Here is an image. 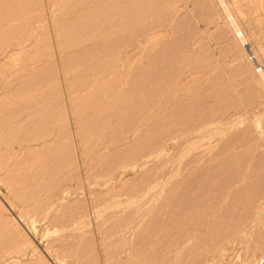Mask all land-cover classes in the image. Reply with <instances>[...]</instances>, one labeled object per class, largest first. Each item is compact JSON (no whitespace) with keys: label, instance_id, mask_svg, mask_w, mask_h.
<instances>
[{"label":"rangeland","instance_id":"rangeland-1","mask_svg":"<svg viewBox=\"0 0 264 264\" xmlns=\"http://www.w3.org/2000/svg\"><path fill=\"white\" fill-rule=\"evenodd\" d=\"M55 2L0 0V264H253L264 0Z\"/></svg>","mask_w":264,"mask_h":264},{"label":"bare ground","instance_id":"bare-ground-1","mask_svg":"<svg viewBox=\"0 0 264 264\" xmlns=\"http://www.w3.org/2000/svg\"><path fill=\"white\" fill-rule=\"evenodd\" d=\"M13 1V0H12ZM37 1V0H36ZM85 1V0H84ZM22 2V1H21ZM50 2H51V4H50V6H52V7H54V5L55 4H57L56 2H55V0H53V1H51L50 0ZM135 2V1H134ZM34 3H36V2H34ZM163 3V2H162ZM65 4V3H64ZM68 4V3H67ZM80 4V3H79ZM114 4V3H113ZM126 4V3H125ZM129 4V3H128ZM14 5V4H13ZM127 5V4H126ZM21 6V5H20ZM80 6V5H79ZM78 6V7H79ZM137 6V5H136ZM163 6V5H162ZM55 7H56V5H55ZM64 7V6H63ZM70 7V6H69ZM76 7V6H75ZM74 7V8H75ZM59 8V7H58ZM67 8V7H66ZM118 8V7H117ZM18 9V8H17ZM61 9H62V7H61ZM146 9V8H145ZM155 9V8H154ZM9 10H10V8H9ZM28 10V9H27ZM30 10V9H29ZM112 10V9H111ZM120 10V9H119ZM42 11V10H41ZM102 11V10H101ZM61 12V11H60ZM80 12V11H79ZM115 12V11H114ZM137 12V11H136ZM41 13V12H40ZM43 13V12H42ZM54 13V12H53ZM100 13V12H99ZM56 14V13H55ZM87 14H89V13H87ZM145 14V13H144ZM14 15V14H13ZM15 16V15H14ZM23 17V16H22ZM60 17V16H59ZM67 17V16H66ZM81 17V16H80ZM95 17V16H94ZM123 18V17H122ZM125 18V17H124ZM13 19V18H12ZM21 19V18H20ZM32 19V18H31ZM68 19V18H67ZM82 19V18H81ZM80 19V20H81ZM84 19V18H83ZM90 19V18H89ZM85 20V19H84ZM103 20V19H102ZM132 20V19H131ZM156 20V19H155ZM34 21V20H33ZM65 21H67V20H65ZM71 21V20H70ZM77 21V20H76ZM83 21V20H82ZM14 22H15V20H14ZM53 22V21H52ZM64 22V21H63ZM87 22V21H86ZM67 23V22H66ZM69 23V22H68ZM88 23V22H87ZM230 24H232V26L235 28L236 26H235V22H234V20L233 19H230V22H229ZM22 24V23H21ZM57 25V24H56ZM77 25V24H76ZM78 25H81V24H78ZM86 25V24H85ZM33 25H31V27H32ZM54 26V25H53ZM70 27H71V25H69ZM68 26V27H69ZM75 26V25H74ZM136 26V25H135ZM155 26V25H154ZM19 27V26H18ZM61 27H63V26H61ZM67 27V28H68ZM69 27V28H70ZM137 27V26H136ZM56 28V27H55ZM58 28V27H57ZM46 29V28H45ZM48 29V28H47ZM61 29V28H60ZM78 29V28H77ZM94 29V28H93ZM72 30H74V29H72ZM117 30V29H116ZM115 30V31H116ZM61 31V30H60ZM59 31V32H60ZM70 32H71V30H69ZM79 31V30H78ZM96 31V30H95ZM122 31V30H121ZM136 31H138V30H136ZM152 31V30H151ZM64 32V31H63ZM110 32V31H109ZM153 32V31H152ZM8 33V32H7ZM15 33V32H14ZM27 33V32H26ZM151 33V32H150ZM3 34V33H2ZM48 34V33H47ZM89 34V33H88ZM136 34V33H135ZM13 35V34H12ZM63 35V34H62ZM81 35V34H80ZM66 36H67V34H66ZM73 36V35H72ZM86 36V35H85ZM99 36V35H98ZM243 36V35H242ZM83 37V36H82ZM81 37V38H82ZM93 37V36H92ZM241 37V36H240ZM90 38V37H89ZM146 38H147V36H146ZM29 39V38H28ZM56 39H58V38H56ZM99 39V38H98ZM106 39V38H105ZM104 39V40H105ZM12 40V39H11ZM17 40V39H16ZM25 40V39H24ZM48 40V39H47ZM61 40V39H60ZM116 40V39H115ZM135 40H136V38H135ZM15 41V40H14ZM59 41V40H58ZM101 41V40H100ZM107 41V40H106ZM239 41H240V38H239ZM22 42V41H21ZM7 43V42H6ZM58 43H60V42H58ZM102 43V42H101ZM244 47H245V51H243L244 53H245V56L247 57V59H249L250 58V60H252L253 62H256L257 63V61H259L258 60V58H257V56H256V54H255V51L253 52V48L251 47V45L247 42V40H245V38H241V42H240ZM20 44V43H19ZM2 45V44H1ZM9 45V44H8ZM48 45V44H47ZM94 45V44H93ZM108 45V44H107ZM112 45V44H111ZM120 45V44H119ZM183 45V44H182ZM19 46V45H18ZM60 46V45H59ZM65 46V45H64ZM63 46V47H64ZM73 46V45H72ZM113 46V45H112ZM71 47V46H70ZM118 47V46H117ZM122 47V46H121ZM180 47V46H179ZM61 48V47H60ZM114 49V48H113ZM57 50V49H56ZM90 50V49H89ZM92 50H94V49H92ZM128 50V49H127ZM173 50V49H172ZM179 50V49H178ZM183 50V49H182ZM263 50V49H262ZM55 51V50H54ZM74 51V50H73ZM98 51V50H97ZM115 51V50H114ZM186 51V50H185ZM76 52V51H75ZM90 52V51H89ZM93 52V51H92ZM109 52V51H108ZM46 53V52H45ZM80 53V52H79ZM112 53V52H111ZM140 53V52H139ZM163 53V52H162ZM257 53V52H256ZM44 54V53H43ZM69 55V54H68ZM75 55V54H74ZM182 55V54H181ZM77 56V55H76ZM112 56V55H111ZM110 56V57H111ZM87 57V56H86ZM154 57V56H153ZM168 57V56H167ZM74 58V57H73ZM94 58V57H93ZM100 58V57H99ZM105 58V57H104ZM140 58V57H139ZM164 58V57H163ZM180 58V57H179ZM121 59V58H120ZM67 60V59H66ZM75 60V59H74ZM81 60V59H80ZM115 60V59H114ZM169 60V59H168ZM154 62V61H153ZM93 63V62H92ZM180 63V62H179ZM259 63V62H258ZM75 64V63H74ZM171 64V63H170ZM85 65V64H84ZM91 65V64H90ZM199 66V65H198ZM63 67V66H62ZM85 67V66H84ZM95 68V67H94ZM69 69V68H68ZM87 69V68H86ZM159 69V68H158ZM92 70V69H91ZM98 70V69H97ZM64 71V70H63ZM146 71V70H145ZM259 71H261V69H259L258 70V72ZM173 72V71H172ZM140 73V72H139ZM147 73V72H146ZM260 73V72H259ZM101 74V73H100ZM105 74V73H104ZM179 74V73H178ZM70 76V75H69ZM136 76H137V74H136ZM143 76V75H142ZM166 76V75H165ZM261 76V81H262V83H264V75L262 74V75H260ZM83 77V76H82ZM102 77V76H101ZM103 78V77H102ZM167 78V77H166ZM116 79H118V77L116 78ZM99 80V79H98ZM148 80V79H147ZM162 80V79H161ZM205 80V79H204ZM259 81V80H258ZM120 82V81H119ZM137 82V81H136ZM179 82V81H178ZM189 82V81H188ZM223 82V81H222ZM5 83V82H4ZM102 83V82H101ZM143 83V82H142ZM259 83L261 84V82L259 81ZM106 84V83H105ZM128 84H130V83H128ZM158 84V83H157ZM110 85V84H109ZM144 85V84H143ZM154 85V84H153ZM90 86V85H89ZM97 86V85H96ZM100 86V85H99ZM149 86V85H148ZM163 86V85H162ZM222 86V85H221ZM100 87H103V86H100ZM104 87H106L107 88V86H104ZM109 87V86H108ZM152 87V86H151ZM6 88V87H5ZM110 88V87H109ZM111 88H112V86H111ZM111 88L109 89V90H111ZM128 88V87H127ZM146 88V87H145ZM101 89V88H100ZM114 89V87L112 88V90ZM120 89V88H119ZM136 89V88H135ZM138 89V88H137ZM256 89V88H255ZM102 90V89H101ZM104 90V89H103ZM111 90V91H112ZM115 90V89H114ZM147 90H149V89H147ZM151 90V89H150ZM105 91V93H103L102 92V96H103V94L105 95L107 92H106V90H104ZM110 91V92H111ZM122 91V90H121ZM109 91H108V93L107 94H109L110 93ZM140 92V91H139ZM253 92V91H252ZM257 92V91H256ZM152 93V92H151ZM100 94V93H99ZM106 94V96L105 97H107L108 95ZM111 94V93H110ZM112 94H113V92H112ZM111 94V96L113 97V95ZM132 94V93H131ZM143 94V93H142ZM163 94V93H162ZM90 95V94H89ZM146 95V94H145ZM144 95V96H145ZM149 95H151V94H149ZM99 96H101V95H99ZM110 96V95H109ZM110 96V97H111ZM115 96V95H114ZM117 96V95H116ZM155 96H156V94H155ZM158 96V95H157ZM205 97V96H204ZM101 98V97H100ZM103 98V97H102ZM109 98V97H108ZM122 98V97H121ZM85 99V98H84ZM98 99V98H97ZM110 99V98H109ZM192 99V98H191ZM89 100V99H88ZM101 100L102 99H100L99 101L101 102ZM136 100V99H135ZM104 102H105V100H103ZM144 101H146V99L144 100ZM104 102H103V104H104ZM126 102V101H125ZM164 102V101H163ZM192 102V101H191ZM102 103V102H101ZM135 103V102H134ZM251 103V102H250ZM92 104V103H91ZM109 104V103H108ZM177 104V103H176ZM98 105L96 104V107H97ZM189 106H191V105H189ZM195 106V105H194ZM102 107V106H101ZM129 108V107H128ZM183 108V107H182ZM120 109H121V107H120ZM119 109V110H120ZM124 109V108H123ZM132 109V108H131ZM193 109V108H192ZM104 110V109H103ZM109 110V109H108ZM194 110V109H193ZM144 111H146V110H144ZM80 112V111H79ZM134 112V111H133ZM104 113V112H103ZM110 113V112H109ZM95 114V113H94ZM133 114V113H132ZM163 114V113H162ZM110 115V114H109ZM109 115H107V116H109ZM145 115V114H144ZM157 115V114H156ZM186 115V114H185ZM140 116V115H139ZM88 117V116H87ZM109 118H110V116H109ZM168 118V117H167ZM78 119V118H77ZM83 119V118H82ZM87 119V118H86ZM146 119V118H145ZM169 120V119H168ZM202 120V119H201ZM204 120V119H203ZM1 122V121H0ZM74 122V121H73ZM95 122V121H94ZM109 123V122H108ZM202 123V122H201ZM6 124V123H5ZM87 124V123H86ZM114 124V123H113ZM122 124V123H121ZM170 124V123H169ZM3 125V124H2ZM91 125V124H90ZM130 125V124H129ZM133 125H135L134 123H133ZM77 126V125H76ZM112 126V125H111ZM116 126H118V125H116ZM132 126V125H131ZM154 126V125H153ZM192 126V125H191ZM197 126V125H196ZM115 127V126H114ZM113 127V128H114ZM109 128V127H108ZM112 128V129H113ZM137 128V127H136ZM1 129V128H0ZM88 129H89V127H88ZM132 129V128H131ZM150 129V128H149ZM106 131V129H103V131ZM111 130V129H110ZM119 130V129H118ZM48 131V130H47ZM94 131H96V130H94ZM94 131H92V132H94ZM128 131V130H127ZM110 132H113V131H110ZM122 132V131H121ZM125 132V131H124ZM44 133V132H43ZM85 133V132H84ZM102 133V132H101ZM25 134V133H24ZM80 134V133H79ZM94 134V133H93ZM56 135V134H55ZM82 135V134H81ZM80 135V136H81ZM92 135V134H91ZM97 135V134H96ZM115 135V134H114ZM126 135V134H125ZM167 135H168V133H167ZM90 136V135H89ZM107 136V135H106ZM123 136V135H122ZM94 137H96V136H94ZM82 138V137H81ZM159 138V137H158ZM87 139V138H86ZM155 139V138H154ZM115 140V139H114ZM119 140V139H118ZM121 140V139H120ZM119 140V141H120ZM32 141V140H31ZM84 141V140H83ZM29 142H30V140H29ZM88 142V141H87ZM93 142V141H92ZM109 142V141H108ZM84 143V142H83ZM22 144V143H21ZM93 145V144H92ZM96 145V144H95ZM113 145V144H112ZM1 146V145H0ZM76 147V146H75ZM98 147V146H97ZM8 148V147H7ZM130 148V147H129ZM86 149V148H85ZM138 149V148H137ZM231 149V148H230ZM87 150V149H86ZM96 150V149H95ZM154 151V150H153ZM119 152V151H118ZM202 152V151H201ZM113 153V152H112ZM154 153V152H153ZM9 154V153H8ZM194 154V153H193ZM98 155V154H97ZM135 155V154H134ZM136 156H137V154H136ZM141 156V155H140ZM110 157V156H109ZM111 158V157H110ZM128 158V157H127ZM146 158V157H145ZM209 158V157H208ZM4 159V158H3ZM134 159V158H133ZM144 159V158H143ZM222 160V159H221ZM249 160V159H248ZM120 161V160H119ZM118 161V162H119ZM135 161V160H134ZM134 161H132V162H134ZM117 162V163H118ZM129 162V161H128ZM131 162V161H130ZM165 162V161H164ZM184 162H186V161H184ZM239 162V161H238ZM244 162V161H243ZM23 163V162H22ZM28 163V162H27ZM72 163V162H71ZM126 163V162H125ZM157 163V162H156ZM159 163V162H158ZM1 164V163H0ZM3 164V163H2ZM29 164V163H28ZM140 164V163H139ZM155 164V163H154ZM228 164V163H227ZM120 165V164H119ZM123 165V164H122ZM165 165V164H164ZM13 166V165H12ZM212 166V165H211ZM245 166V165H244ZM20 167V166H19ZM26 167V166H25ZM111 167V166H110ZM155 167V166H154ZM194 167V166H193ZM231 167H233V166H231ZM243 167V166H242ZM9 168V167H8ZM138 168V167H137ZM156 169V168H155ZM173 169V168H172ZM208 169V168H207ZM210 169V168H209ZM114 170V169H113ZM120 170V169H119ZM166 170V169H165ZM106 171V170H105ZM109 171V170H108ZM117 171V170H116ZM152 171H153V169H152ZM205 171V170H204ZM248 171V170H247ZM169 172H170V170H169ZM172 172V171H171ZM180 173V172H179ZM241 173V172H240ZM112 174V173H111ZM156 174V173H155ZM95 175V174H94ZM160 175V174H159ZM158 175V176H159ZM232 175V174H231ZM245 175V174H244ZM12 176V175H11ZM106 176V175H105ZM110 176V175H109ZM149 177H151V176H149ZM154 177V176H153ZM104 178V177H103ZM229 178V177H228ZM236 178V177H235ZM154 179V178H153ZM152 179V180H153ZM86 180V179H85ZM155 180V179H154ZM176 180V179H175ZM245 181V180H244ZM143 182V181H142ZM145 182V181H144ZM32 184V183H31ZM85 184V183H84ZM103 184V183H102ZM114 184V183H113ZM81 185V184H80ZM119 185V184H118ZM112 186V185H111ZM149 186V185H148ZM256 186V185H255ZM168 187V186H167ZM170 187V186H169ZM243 187V186H242ZM139 188V187H138ZM255 188V187H254ZM23 189V188H22ZM138 190V189H137ZM239 190V189H238ZM256 190V189H255ZM145 191V190H144ZM170 191V190H169ZM254 191V190H253ZM18 192V191H17ZM128 192V191H127ZM248 192V191H247ZM115 193V192H114ZM133 193V192H132ZM264 193V192H263ZM262 193V194H263ZM132 195V194H131ZM237 195V194H236ZM97 196V195H96ZM133 196V195H132ZM138 196V195H137ZM249 196V195H248ZM258 196V195H257ZM25 197V196H24ZM90 197V196H89ZM149 197V196H148ZM120 198V197H119ZM162 198H163V196H162ZM95 199V198H94ZM110 199V198H109ZM197 199V198H196ZM173 200V199H172ZM179 200V199H178ZM238 200V199H237ZM257 200V199H256ZM264 200V199H263ZM24 201V200H23ZM150 202V201H149ZM256 202V201H255ZM204 203V202H203ZM258 203H260V201H258ZM28 204V203H27ZM161 204V203H160ZM257 204V203H256ZM263 204V203H262ZM182 207V206H181ZM139 208V207H138ZM137 210V209H136ZM141 210V209H140ZM133 211V210H132ZM145 211V210H144ZM157 211V210H156ZM3 212V211H2ZM118 212V211H117ZM120 212V211H119ZM22 213V212H21ZM136 213V212H135ZM28 214V213H27ZM30 215H31V213H30ZM128 216V215H127ZM134 217V216H133ZM204 217V216H203ZM140 218V217H139ZM156 218V217H155ZM29 219V218H28ZM176 219V218H175ZM132 220V219H131ZM206 220V219H205ZM200 221V220H199ZM116 222V221H115ZM126 222V221H125ZM112 223V222H111ZM178 223V222H177ZM36 224V223H35ZM102 224V223H101ZM100 225V224H99ZM176 225V224H175ZM16 226H17V224H16ZM125 226V225H124ZM126 227V226H125ZM147 227V226H146ZM55 228V227H54ZM142 228V227H141ZM124 230V229H123ZM141 235V234H140ZM138 237V236H137ZM125 238V237H124ZM51 241V240H50ZM161 242V241H160ZM119 246V245H118ZM125 246V245H124ZM123 246V247H124ZM116 247V246H115ZM198 247V246H197ZM204 247V246H203ZM49 248H50V246H49ZM175 253V252H174ZM185 253V252H184ZM182 255V254H181ZM177 256V255H176ZM263 256V255H262ZM259 257V256H258ZM178 258V257H177ZM40 259V258H39ZM178 260V259H177ZM178 262V261H177Z\"/></svg>","mask_w":264,"mask_h":264},{"label":"built area","instance_id":"built-area-1","mask_svg":"<svg viewBox=\"0 0 264 264\" xmlns=\"http://www.w3.org/2000/svg\"><path fill=\"white\" fill-rule=\"evenodd\" d=\"M253 264H264V255H263V256H259V257H257V258L254 260Z\"/></svg>","mask_w":264,"mask_h":264}]
</instances>
